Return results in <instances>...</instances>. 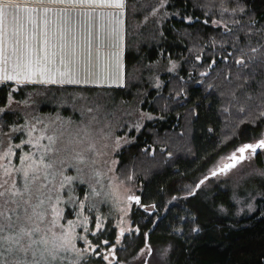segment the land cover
I'll list each match as a JSON object with an SVG mask.
<instances>
[{"label":"trees","instance_id":"trees-1","mask_svg":"<svg viewBox=\"0 0 264 264\" xmlns=\"http://www.w3.org/2000/svg\"><path fill=\"white\" fill-rule=\"evenodd\" d=\"M125 7L122 86L38 85L55 101L63 89H99L121 105L139 104L157 116L117 153L120 179L139 181V203L130 211L133 230L109 264L130 263L144 246L151 253L162 251L163 264H264V194L246 216H206L208 211L193 205L202 191L195 185L210 164L262 133L264 0H166L160 18H149L135 32L133 22L149 7L142 9L137 0H126ZM168 58L180 59V68L161 73L157 89L146 76L149 66ZM133 74L140 75L139 82H132ZM12 84L0 82V105L36 85L13 90ZM255 160L262 162L258 153ZM231 195L221 183L213 186L209 200L230 209ZM111 224L108 220L91 234L95 247L86 264H108L100 251L114 241Z\"/></svg>","mask_w":264,"mask_h":264},{"label":"rangeland","instance_id":"rangeland-1","mask_svg":"<svg viewBox=\"0 0 264 264\" xmlns=\"http://www.w3.org/2000/svg\"><path fill=\"white\" fill-rule=\"evenodd\" d=\"M152 1L137 0L142 9L149 7V10L142 14L140 21L133 22V32L149 18H160L166 0H155L154 4ZM125 3L123 0L121 80L115 84L90 86H122L125 83ZM179 68L180 59L168 58L163 65H150L146 76L152 86L159 89L162 86L160 74L175 73ZM131 78L132 82H139L140 75L136 78L133 74ZM11 83L13 90L26 84ZM38 85L27 89L32 94L28 92L16 98L9 96L5 104L0 105V192L4 193L0 196V212L4 213L0 222L6 226L13 224V228L5 227L0 235L15 237L30 232L31 236H24L21 240L28 252L20 254L29 262L33 261L32 251L40 249L43 259L40 252L35 257L40 264H86L87 255L95 247L91 243V234L110 220L116 235L114 241L102 247L100 252L108 264L114 263L116 248L133 230L130 211L137 202L139 189L135 177L123 180L118 176L117 153L133 141L146 121L157 116L139 104L121 105L114 96L99 89H63L65 92H56L62 97L55 101L52 94L42 95ZM261 140H264V127L259 138L251 144ZM241 146L239 144L220 154L207 168L206 174L222 166L233 154H239ZM256 153L261 157V164L256 163ZM233 165L199 185L202 191L193 205L201 212L208 211L206 216L249 215L254 212L257 199L263 196L264 148H258L255 153L246 150L244 158ZM221 183L230 187L234 203L230 209L210 203L209 192L214 185ZM3 251L0 248V252ZM49 253L56 259L52 260ZM0 259L14 260L15 255L5 252ZM163 259L162 251L151 253L149 247L144 246L130 263L120 264H163Z\"/></svg>","mask_w":264,"mask_h":264},{"label":"crops","instance_id":"crops-1","mask_svg":"<svg viewBox=\"0 0 264 264\" xmlns=\"http://www.w3.org/2000/svg\"><path fill=\"white\" fill-rule=\"evenodd\" d=\"M20 8L32 6L31 0H12ZM52 9L47 17V23L39 17H34L31 24L25 18L21 21L22 37L34 34L37 37L46 33L50 45H42L33 41L37 48L43 47L46 52L54 53L51 57V67L54 69L53 78L56 83L48 82L47 76H33L31 81L23 77L8 80L9 82H25L34 84L51 85H76V84H115L121 80V52H122V31L123 15L122 8L105 7L102 9H91L79 7L69 15H65L63 9L68 5H48ZM8 31L11 33V15L6 21ZM71 29V39L66 43L65 30ZM12 41H8L9 51ZM74 51L73 63L68 62L66 53ZM61 73L71 75L78 82H68V75L61 76Z\"/></svg>","mask_w":264,"mask_h":264},{"label":"snow or ice","instance_id":"snow-or-ice-1","mask_svg":"<svg viewBox=\"0 0 264 264\" xmlns=\"http://www.w3.org/2000/svg\"><path fill=\"white\" fill-rule=\"evenodd\" d=\"M68 5L63 9L65 15H69L72 11L79 7H87L93 10L102 9L105 7L112 8H122L124 6L123 0H31L30 7L20 8L19 5L12 2V0H0V81H8L13 79H18L23 77L27 81H31L33 76H47L48 82L56 83L57 81L53 78L54 69L51 67V57L54 53H48L43 47L37 48L33 41H38L42 45H49L50 42L47 38L46 33H41L39 37L34 34H29L22 37L21 29L23 24L21 21L25 18L21 13H25L27 21L29 24L32 23L34 17H39L43 22L47 23V17L49 12L52 11L48 5ZM11 15V26L13 31L9 33L8 25L6 21ZM71 29L65 30L66 43L71 39L70 36ZM12 41V47L9 51L8 41ZM68 57V62L73 63L74 61V51L69 50L66 53ZM68 75L66 73H61V76ZM75 73L68 75V82H78L73 79ZM258 148H264V140H261L257 144H246L238 151L244 153L246 150H251L255 153ZM244 157L241 156L240 159ZM27 159V158H26ZM232 159H236L235 156ZM234 165H229L228 167H233ZM215 175V173H213ZM25 178H27L28 173H24ZM17 193H13L16 195ZM4 193L0 192V196ZM137 203L139 200L137 198ZM4 215L0 212V217ZM5 227L13 228L12 223H8L7 226L0 222V233L5 231ZM24 236H31L30 232H22V234H17L15 237L8 235H0V248L4 251L0 252V257H4L5 252L9 254H14V260L0 259V264H40V260L35 259L37 252L41 253V259H43V252L40 249H35L32 251L33 261L29 262L24 259L20 254L25 255L28 252V248L21 244V240ZM35 243V241H33ZM106 243V242H105ZM7 245V247H5ZM29 248L31 245L28 246ZM52 260L56 257L49 253ZM106 259V257H105ZM47 264V262H45Z\"/></svg>","mask_w":264,"mask_h":264},{"label":"water","instance_id":"water-1","mask_svg":"<svg viewBox=\"0 0 264 264\" xmlns=\"http://www.w3.org/2000/svg\"><path fill=\"white\" fill-rule=\"evenodd\" d=\"M259 142H260V141H256L254 144H257V143H259ZM246 144H251V143H245L244 145H246ZM244 145H242L241 147H243ZM241 147H240V148H241ZM240 148H239V149H240ZM244 154H245V152H244V153H240V152H239V154H233V155L231 156V159L228 160L227 162H225L222 166L218 167L217 169L213 170L212 172H210V173L204 175L203 177H201V178L197 181V183H196V185H195V189L198 188L199 185H200L204 180H206L208 177L213 176V175H214L213 173L216 174V173H218V172H220V171H223L224 169L228 168L229 165H233L237 160H240V157H241V156L244 157ZM233 156H235L236 159H232ZM195 189L193 190V192L195 191Z\"/></svg>","mask_w":264,"mask_h":264}]
</instances>
